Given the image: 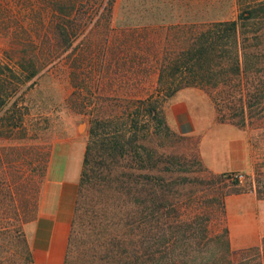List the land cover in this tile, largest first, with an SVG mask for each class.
Returning a JSON list of instances; mask_svg holds the SVG:
<instances>
[{"label":"rangeland","instance_id":"obj_1","mask_svg":"<svg viewBox=\"0 0 264 264\" xmlns=\"http://www.w3.org/2000/svg\"><path fill=\"white\" fill-rule=\"evenodd\" d=\"M247 6L258 15L241 25V47L264 74V0H0V65L13 67L8 82L18 84L0 110V264H32L24 223L35 214L52 144L73 146L80 175L93 117L158 104L165 118L175 82L173 70L162 69L164 60L209 22L236 18ZM144 98L153 101L139 102ZM250 109L253 115L239 126L251 158L241 180L203 164L197 135L182 134L166 121L169 133L157 119L141 117L148 118L149 130L140 142L157 158L151 172L167 179L174 218L199 220L215 207L210 231L221 232L227 192L253 189L264 196V104ZM175 167L182 171H171ZM97 198L94 186L80 196L63 264H104L108 231L94 214ZM126 207L109 225L112 232L125 231Z\"/></svg>","mask_w":264,"mask_h":264},{"label":"trees","instance_id":"obj_2","mask_svg":"<svg viewBox=\"0 0 264 264\" xmlns=\"http://www.w3.org/2000/svg\"><path fill=\"white\" fill-rule=\"evenodd\" d=\"M256 13L247 6L236 18L209 22L185 49L164 60L162 69L169 67L174 73L169 95L183 86L198 85L210 93L220 121L243 126L247 116L253 115L251 105L264 104V74L250 64L253 61L249 51L241 47L239 36L241 25L257 17ZM242 33L245 43L248 36ZM253 56L257 57L256 53ZM249 64L255 68L252 72ZM9 73L14 74L10 64L0 65V110L18 89V84L9 85ZM143 116L157 119L167 132H172L158 104L128 105L121 112L91 119L68 240L80 209L79 198L85 188L94 186L98 192L94 214L104 220L108 231L102 242L104 264H264V236L256 245L234 249L229 244L226 223L221 232L210 231L215 207L209 213L205 209L199 220L173 217L167 179L151 172L157 158L140 142L149 130L148 122H144L148 118L142 121ZM174 169L171 171H182ZM237 191L241 190L234 188L227 193ZM124 204L126 229L112 232L108 227L117 223L115 217ZM220 210L224 213V200Z\"/></svg>","mask_w":264,"mask_h":264},{"label":"crops","instance_id":"obj_3","mask_svg":"<svg viewBox=\"0 0 264 264\" xmlns=\"http://www.w3.org/2000/svg\"><path fill=\"white\" fill-rule=\"evenodd\" d=\"M167 123L197 135L203 164L214 172L248 170L250 149L243 128L220 121L211 95L198 85L174 91L164 106ZM52 144L34 216L24 223L32 264H63L77 196L80 155L70 143ZM224 216L232 248L256 245L264 236V197L253 189L224 197Z\"/></svg>","mask_w":264,"mask_h":264},{"label":"built area","instance_id":"obj_4","mask_svg":"<svg viewBox=\"0 0 264 264\" xmlns=\"http://www.w3.org/2000/svg\"><path fill=\"white\" fill-rule=\"evenodd\" d=\"M230 174L232 175V177H235L239 180H241L243 177V172H241V171H233Z\"/></svg>","mask_w":264,"mask_h":264}]
</instances>
